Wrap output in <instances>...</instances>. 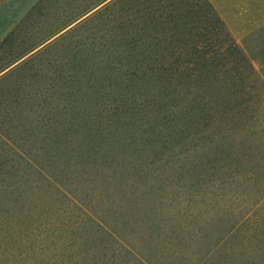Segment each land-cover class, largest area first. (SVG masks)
Returning <instances> with one entry per match:
<instances>
[{"label": "trees", "instance_id": "16d2710c", "mask_svg": "<svg viewBox=\"0 0 264 264\" xmlns=\"http://www.w3.org/2000/svg\"><path fill=\"white\" fill-rule=\"evenodd\" d=\"M66 3L0 43V264L202 263L189 192L255 186L264 76L208 0Z\"/></svg>", "mask_w": 264, "mask_h": 264}, {"label": "rangeland", "instance_id": "374dc122", "mask_svg": "<svg viewBox=\"0 0 264 264\" xmlns=\"http://www.w3.org/2000/svg\"><path fill=\"white\" fill-rule=\"evenodd\" d=\"M65 1L68 0H0V43L15 34L12 42L19 45L24 41L22 35L47 28L50 25L48 19H58L75 9L65 5ZM208 1L229 34L243 48L255 71L264 76V35L256 36L264 28V0ZM257 154L264 157V148H258ZM256 174L255 186L240 185L239 198L234 202L227 200L218 207L207 204L204 189L197 188L207 180L198 178L194 181V188L189 192L196 196L192 210L199 215L198 227L203 229L195 242L201 244L203 256L216 245L200 264H264V171H256ZM231 228L234 232L227 237L220 233ZM195 246L190 248L193 252ZM191 258L190 254H175L169 262L192 264Z\"/></svg>", "mask_w": 264, "mask_h": 264}]
</instances>
